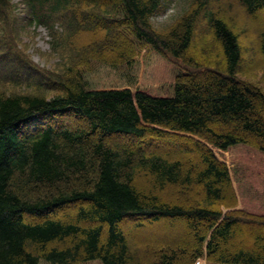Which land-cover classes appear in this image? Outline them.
I'll return each instance as SVG.
<instances>
[{
	"label": "trees",
	"instance_id": "1",
	"mask_svg": "<svg viewBox=\"0 0 264 264\" xmlns=\"http://www.w3.org/2000/svg\"><path fill=\"white\" fill-rule=\"evenodd\" d=\"M161 2L23 0L32 25L94 31L52 43L76 53L54 95H0V264H264L243 231L264 193L227 158L264 155V94L239 78L264 65V0H195L155 30ZM128 220L183 227L136 246Z\"/></svg>",
	"mask_w": 264,
	"mask_h": 264
},
{
	"label": "rangeland",
	"instance_id": "2",
	"mask_svg": "<svg viewBox=\"0 0 264 264\" xmlns=\"http://www.w3.org/2000/svg\"><path fill=\"white\" fill-rule=\"evenodd\" d=\"M194 1L162 0L159 10L151 19L153 28L155 30H163L171 26L185 14ZM234 1L222 0V2L231 3L233 7H236ZM9 3L8 9L5 7L7 5H5V8L1 10L2 13L5 12V15L8 14V18L4 16L1 24L3 33L0 35V95L44 94L50 97L56 93V91L52 93L50 90L52 86H55L53 81L59 80V77L64 74L67 67L70 66L72 60L76 57V53L71 51L67 45L64 48L57 46L52 48V43L55 44L57 39L64 37L67 33L80 31L83 34L94 30L76 29L73 24H71L73 28L70 29V22L65 17L66 14L62 12L56 17V22L52 26V32H50L44 26L31 24L23 0H9ZM238 13L237 16L241 14L239 11ZM260 18L264 21V11L261 12ZM246 22L247 19L243 17L238 21L239 33L244 30L252 31V24L248 22L247 26H245ZM250 32L241 35L240 39L243 48L253 45V38H251ZM10 48L15 50L14 52H18L19 61H16L8 54ZM244 53V58L248 59L250 51L245 50ZM248 70L239 74V78L256 85L264 94V65L258 62ZM227 158H235L245 169L246 176L249 182L252 183L256 194L262 195L264 193V155L256 153L251 147L245 148L238 153L229 154ZM246 204H251L249 209L252 212L262 213L261 210L257 209V203L252 202L251 198L247 200ZM123 225L125 228L134 227L131 242L136 246L147 242L151 238L161 240L170 238L174 233L172 229L177 228L179 231L183 227L182 224L175 223L172 225L164 221L149 225L139 220H128ZM138 225H141V227H135ZM243 226V231L246 234L252 231L264 234V227L260 228L254 224H245ZM142 251V256L147 262L151 256L144 254L145 250L143 247Z\"/></svg>",
	"mask_w": 264,
	"mask_h": 264
}]
</instances>
